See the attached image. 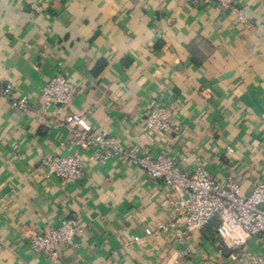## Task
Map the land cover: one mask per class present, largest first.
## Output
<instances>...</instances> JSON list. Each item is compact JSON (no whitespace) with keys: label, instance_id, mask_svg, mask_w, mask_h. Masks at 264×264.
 <instances>
[{"label":"crops","instance_id":"0c3cea01","mask_svg":"<svg viewBox=\"0 0 264 264\" xmlns=\"http://www.w3.org/2000/svg\"><path fill=\"white\" fill-rule=\"evenodd\" d=\"M236 6L247 24L185 0H0V89L29 100L15 110L0 96V264H51L28 239L65 218L82 232L57 246L61 264H233L212 226L185 230L168 203L182 192L128 159L93 160L51 120L77 114L126 152L169 157L189 174L200 166L249 195L264 181V0ZM55 73L77 93L37 117ZM157 105L170 110L169 133L143 128ZM75 151L81 182L45 176L43 155Z\"/></svg>","mask_w":264,"mask_h":264},{"label":"built area","instance_id":"2783aa9c","mask_svg":"<svg viewBox=\"0 0 264 264\" xmlns=\"http://www.w3.org/2000/svg\"><path fill=\"white\" fill-rule=\"evenodd\" d=\"M198 6L217 4L229 10L240 23L247 24L242 12L236 6V0H185ZM12 86L8 84L0 89V96L8 99L15 110L29 107L27 96H11ZM77 93L74 84L62 73H55L40 89L37 98V117H47L50 108L56 105L67 107ZM170 110L164 105L151 108L143 121L144 130L169 133L172 130ZM56 126L67 129L73 136L77 148L91 150L93 160H106L110 156L128 159L139 166L151 180H160L174 193L182 195L169 198L168 203L180 215L186 231L199 232L214 225V232L220 244L218 252L233 264H264V181L253 184L249 195L241 192L240 183L228 178L217 182L210 178L205 170L196 166L185 173L173 159L164 156L152 158L149 154L136 155L124 151L116 139L100 133H94L88 121L77 114L68 112L62 118L51 120ZM232 152V148H227ZM41 166L45 176L55 177L65 182H81L84 179L83 162L78 152L66 156L43 155ZM82 232L75 219L65 218L54 228L29 236L28 244L37 253H43L51 264H61V255L57 246L74 247L75 239ZM145 233L152 231L146 228ZM139 238L135 237L134 241ZM256 241L261 247L257 252L249 247ZM186 255V252H183Z\"/></svg>","mask_w":264,"mask_h":264},{"label":"trees","instance_id":"16d2710c","mask_svg":"<svg viewBox=\"0 0 264 264\" xmlns=\"http://www.w3.org/2000/svg\"><path fill=\"white\" fill-rule=\"evenodd\" d=\"M210 226H212L214 228V225H210Z\"/></svg>","mask_w":264,"mask_h":264}]
</instances>
